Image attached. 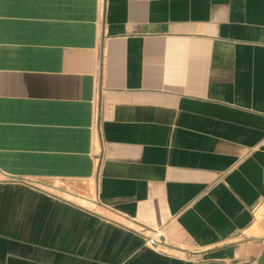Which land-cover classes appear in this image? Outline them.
<instances>
[{"label":"crops","instance_id":"0c3cea01","mask_svg":"<svg viewBox=\"0 0 264 264\" xmlns=\"http://www.w3.org/2000/svg\"><path fill=\"white\" fill-rule=\"evenodd\" d=\"M263 238L264 0H0V264H257Z\"/></svg>","mask_w":264,"mask_h":264},{"label":"water","instance_id":"95a60500","mask_svg":"<svg viewBox=\"0 0 264 264\" xmlns=\"http://www.w3.org/2000/svg\"><path fill=\"white\" fill-rule=\"evenodd\" d=\"M263 240H264V238H263ZM257 264H264V248H263V250H262V252L258 258Z\"/></svg>","mask_w":264,"mask_h":264},{"label":"bare ground","instance_id":"6f19581e","mask_svg":"<svg viewBox=\"0 0 264 264\" xmlns=\"http://www.w3.org/2000/svg\"><path fill=\"white\" fill-rule=\"evenodd\" d=\"M71 192V191H70ZM67 196V195H66ZM77 199V198H76ZM78 201H80V200H78ZM82 203V202H81ZM83 204V203H82ZM132 223V222H131Z\"/></svg>","mask_w":264,"mask_h":264},{"label":"built area","instance_id":"2783aa9c","mask_svg":"<svg viewBox=\"0 0 264 264\" xmlns=\"http://www.w3.org/2000/svg\"><path fill=\"white\" fill-rule=\"evenodd\" d=\"M158 241H161V238H159Z\"/></svg>","mask_w":264,"mask_h":264}]
</instances>
